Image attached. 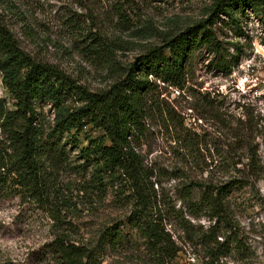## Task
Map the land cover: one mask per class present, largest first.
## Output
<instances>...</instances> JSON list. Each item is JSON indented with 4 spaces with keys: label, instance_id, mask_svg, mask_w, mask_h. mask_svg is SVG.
I'll list each match as a JSON object with an SVG mask.
<instances>
[{
    "label": "trees",
    "instance_id": "obj_1",
    "mask_svg": "<svg viewBox=\"0 0 264 264\" xmlns=\"http://www.w3.org/2000/svg\"><path fill=\"white\" fill-rule=\"evenodd\" d=\"M134 2L72 0L69 5H116L113 13L125 24L126 13L118 5ZM246 10L264 24V0H212L206 18L178 30L160 32V43L149 45L125 65H120L116 57V50L122 47L120 37L108 30L109 25L95 21L93 14L95 29L83 31L84 36L77 39L78 49L114 74L108 86L95 90L58 65L31 54L9 26L0 22V79L12 100L8 107L0 97V190L15 189L48 211L51 237L43 252L47 264H101L109 252L131 243V239H125L127 232L136 235L133 243L142 240L155 264L174 261L179 251L177 228L202 252L203 264H220L223 257L244 248L231 194L238 184H246L243 182L248 175L262 170L252 143L254 126L250 119H237L232 143L236 146L234 158L238 159H231L234 167L243 160V166L251 172L243 180L190 178L178 189L179 208L158 192V170L148 164L141 148L153 120L174 126L177 122L176 128L184 131L174 111L161 101L160 89L184 88L197 50L212 54L208 63L216 70H231L237 59L219 39L220 25L238 27ZM106 20H112V15ZM65 26L72 32L79 31L81 24L69 15ZM234 46L237 50V44ZM203 101L199 106L204 113L214 107L212 102ZM44 102L53 108V122L48 128L38 121V105ZM88 126L99 131L79 148L83 167L90 169L88 185L100 193L110 185L120 206L126 209L124 219L103 226L92 242L76 239L69 213H62L67 204L63 198H52L58 188L47 172L48 167L56 169L69 162L61 142L64 135L78 143V134ZM173 139L186 154L195 153L199 142L198 135L186 128ZM194 190L199 193L197 198ZM202 218L208 222L206 226L197 222Z\"/></svg>",
    "mask_w": 264,
    "mask_h": 264
},
{
    "label": "rangeland",
    "instance_id": "obj_2",
    "mask_svg": "<svg viewBox=\"0 0 264 264\" xmlns=\"http://www.w3.org/2000/svg\"><path fill=\"white\" fill-rule=\"evenodd\" d=\"M71 1L0 0V22L9 26L31 54L58 65L79 83L95 90L108 86L114 78L112 71L78 49L80 41L77 39L84 36L83 31L95 29V21L109 25L108 30L120 37L118 42L122 47L116 50V57L120 65H125L149 45L160 43V32L178 30L206 18L212 0H135L134 5H118L126 13L125 24L113 13L116 5H69ZM93 14L95 21L91 19ZM69 15L78 19L79 31L71 32L65 26ZM108 15H112V20H106ZM222 26L219 39L237 59L231 70H216L208 63L212 54L199 49L195 52L184 88L162 86L160 89L161 101L174 111L184 131L186 128L198 135L195 153H183L173 141L176 133H184L179 126L176 128L177 122L174 126L171 122L165 125L156 120L149 123L150 130L142 141L141 151L148 164L158 170L155 186L158 192L179 208L182 205L177 199L178 189L190 178L243 180V176L251 172L243 166V160L234 167L231 159L236 153L232 133L238 125L237 119H250L254 126L252 143L262 170L257 175H248L243 182L246 184H238L231 194L244 248L232 251L220 264H264V24L252 11L246 10L238 27ZM234 44H237V50ZM0 97L5 99L8 107L12 106L11 98L1 85ZM203 99L204 103L214 105L206 113L199 106ZM38 112V121L48 128L53 122L51 104L40 103ZM98 134V130L88 126L78 134L79 142L75 144L64 135L61 142L68 164L56 169L47 168L50 182L58 188L52 198L58 201L63 198L67 204L62 213H69L79 241L92 242L103 226L124 219L126 214L110 185L102 193L88 185L90 169L83 167L79 148L86 144L88 137ZM193 195L197 198L198 191L194 190ZM197 222L204 226L208 223L203 218ZM50 224L48 211L40 208L28 195H21L12 188L1 189L0 264H47L43 252L51 237ZM175 235H179L176 238L179 251L171 264H203L199 248L193 246L178 228ZM124 236L131 239V243L109 252L101 264H155L142 240L132 242L136 239L134 232Z\"/></svg>",
    "mask_w": 264,
    "mask_h": 264
},
{
    "label": "built area",
    "instance_id": "obj_3",
    "mask_svg": "<svg viewBox=\"0 0 264 264\" xmlns=\"http://www.w3.org/2000/svg\"><path fill=\"white\" fill-rule=\"evenodd\" d=\"M0 85L2 86V82H1V79H0ZM2 88H3V86H2ZM4 89V88H3Z\"/></svg>",
    "mask_w": 264,
    "mask_h": 264
}]
</instances>
